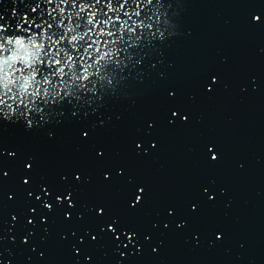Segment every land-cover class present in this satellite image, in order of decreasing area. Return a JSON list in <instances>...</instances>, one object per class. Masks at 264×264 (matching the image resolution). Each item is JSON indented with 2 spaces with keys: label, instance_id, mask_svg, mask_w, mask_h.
<instances>
[{
  "label": "water",
  "instance_id": "water-1",
  "mask_svg": "<svg viewBox=\"0 0 264 264\" xmlns=\"http://www.w3.org/2000/svg\"><path fill=\"white\" fill-rule=\"evenodd\" d=\"M82 2L129 28L72 42ZM107 2L0 0V264H264V0Z\"/></svg>",
  "mask_w": 264,
  "mask_h": 264
},
{
  "label": "snow or ice",
  "instance_id": "snow-or-ice-1",
  "mask_svg": "<svg viewBox=\"0 0 264 264\" xmlns=\"http://www.w3.org/2000/svg\"><path fill=\"white\" fill-rule=\"evenodd\" d=\"M65 3H67V0H64ZM97 3H99V0H96ZM127 2V0H125V3ZM75 6V4H74ZM121 6L124 7V4H121L119 7L121 8ZM37 7H39V5H37ZM106 7L108 9L109 12H112V11H118V9L115 8L114 4L111 2V0H108L107 4H106ZM75 9H76V6H75ZM87 9H93L92 11H88L87 12V16H86V24L87 25H90L91 27H88L87 28V31L85 32H80L78 30V27L79 25L77 24H74L73 20H72V16L75 15L76 17H83L84 16V13H85V10ZM36 9L34 8L33 11H35ZM59 10L61 13H64L65 12V9L63 7H59ZM54 11V10H53ZM100 12V9L98 8H95L94 5L92 4H89V3H80L79 5V10L75 11V12H70L69 15L66 17L68 20H69V23L67 24L66 26V31L68 33H71V36H70V40L72 42H78V41H82L85 39V37H89L90 36V33H93L95 32L96 35H97V40L99 39V37L101 36H109L111 37L113 35V32L109 30V26H112L115 22H120L121 24V30L122 29H126V28H129V24H128V20H122L121 17L119 15H116L113 19V17H108V18H103V17H100L98 14ZM256 20H260V17L259 16H256L255 17ZM46 23V22H45ZM61 25L64 24V19H61L60 22H59ZM139 27H141V25H138ZM37 28H40L41 25L38 24L36 25ZM52 25L51 24H46V26L43 28V33L41 34V37H43V34L45 32L48 33V29L51 28ZM105 29H107V31H105ZM98 30V31H97ZM135 28H132L131 31H134ZM52 37H50L48 35V39L47 40H51ZM65 37L63 35H61L59 37L58 40L55 41L56 44H59V42L61 40H64ZM100 43H101V40H100ZM73 47H77V44L76 43H73L72 45ZM88 48H92V44H88L87 45ZM95 51L97 53H100L99 56L97 57H101V52L97 50V48H95ZM60 52H63L64 56L66 57V61L67 62H70V63H62L61 59L59 58H56V59H50L48 60V64L49 63H55L56 65H60V67L57 69V73L55 74H58L59 76L63 77V73H65V69L68 68L69 70L73 69V66L76 64L75 60L73 59V57L71 55L68 54V51H61V49H59V51L57 53H55V56H59ZM101 59H103V57H101ZM44 62V61H43ZM42 62V63H43ZM90 69L85 67V64L83 65V69H82V72H83V75L84 73L88 72ZM72 77H73V72H72ZM185 119H187V117H185ZM29 124H31V121H29ZM216 156L215 154L213 155V159H215ZM29 167H31V165H29ZM141 192H143V189H140ZM58 200H62V198L58 197L57 198ZM137 200H140L141 197L140 196H137L136 198ZM69 203H71V200H69ZM46 207L48 208H51L52 205L51 204H45ZM102 211V210H101ZM109 228L111 230H115L114 226L112 225H109ZM134 235V234H133ZM131 238V237H130Z\"/></svg>",
  "mask_w": 264,
  "mask_h": 264
},
{
  "label": "clouds",
  "instance_id": "clouds-1",
  "mask_svg": "<svg viewBox=\"0 0 264 264\" xmlns=\"http://www.w3.org/2000/svg\"><path fill=\"white\" fill-rule=\"evenodd\" d=\"M61 3H64V0H60ZM60 7V4H57V8ZM72 12H75V6L73 5V8L71 10ZM44 39H48V33H44V37L41 40H37L35 38H32L30 41L25 42L24 39L17 38L15 41L9 40V43H15L17 45V50H23L24 56L19 57L14 56L12 59L17 58H23L24 63L26 66H31L32 64H35L37 60L40 59L41 54L43 53V49L45 46ZM4 45L0 44V48H3ZM62 51H67L66 49L62 48ZM9 58L0 57V71L3 70L2 65L6 64L8 62ZM10 66V65H9ZM85 77L90 75V73L86 72L84 73ZM11 74L5 72L3 76V80L6 81L4 84H0V88H7V84H12L14 81L10 78ZM49 83V81L45 80V84ZM40 83L36 80V73H30L27 76L23 77V82L20 84L19 91L22 97L26 100L27 97L25 96V93L28 95H31L32 97H36L40 95ZM35 88L33 91L32 89ZM45 95H47V88H45ZM15 114L14 111H4L5 116H8L9 114Z\"/></svg>",
  "mask_w": 264,
  "mask_h": 264
}]
</instances>
